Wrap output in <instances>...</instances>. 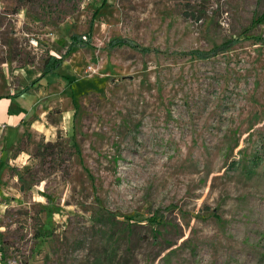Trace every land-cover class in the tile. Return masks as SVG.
Here are the masks:
<instances>
[{
    "label": "rangeland",
    "instance_id": "374dc122",
    "mask_svg": "<svg viewBox=\"0 0 264 264\" xmlns=\"http://www.w3.org/2000/svg\"><path fill=\"white\" fill-rule=\"evenodd\" d=\"M103 2L0 0V95L70 49L0 136L2 262L91 264L111 214L125 264H264V0Z\"/></svg>",
    "mask_w": 264,
    "mask_h": 264
},
{
    "label": "trees",
    "instance_id": "16d2710c",
    "mask_svg": "<svg viewBox=\"0 0 264 264\" xmlns=\"http://www.w3.org/2000/svg\"><path fill=\"white\" fill-rule=\"evenodd\" d=\"M107 0L98 7L96 12H99L101 8L106 4ZM83 38L87 40L88 36L79 37L76 35L71 36V46L75 47H88L87 42H83ZM118 44H125V41H118ZM234 42H226L219 49H216L213 53H201L199 51L191 52V55L199 59H207L210 56H214L216 51L227 50L233 45ZM142 52L146 53L148 50L143 49ZM70 49L68 48L61 56L55 57L50 56L44 63V66L41 70L40 77L32 83V85L37 84L43 80L49 74H55L62 66L65 58L68 56ZM99 223L101 224L103 231L102 238L105 241L104 247L102 250L95 254L92 258L91 264H125L122 262L125 257L119 255V242L124 240L128 242L129 237L131 236V231L128 227H120V222L111 214L103 215L99 218Z\"/></svg>",
    "mask_w": 264,
    "mask_h": 264
},
{
    "label": "crops",
    "instance_id": "0c3cea01",
    "mask_svg": "<svg viewBox=\"0 0 264 264\" xmlns=\"http://www.w3.org/2000/svg\"><path fill=\"white\" fill-rule=\"evenodd\" d=\"M54 76L55 74H49L37 84L32 85L40 76L37 77L31 82V88L25 92L22 91L23 87L19 90L11 87L5 89V94L0 95V136L4 132H12L22 127L25 117L40 103L44 87L51 86L50 80Z\"/></svg>",
    "mask_w": 264,
    "mask_h": 264
},
{
    "label": "built area",
    "instance_id": "2783aa9c",
    "mask_svg": "<svg viewBox=\"0 0 264 264\" xmlns=\"http://www.w3.org/2000/svg\"><path fill=\"white\" fill-rule=\"evenodd\" d=\"M4 128V127H3ZM1 255V254H0ZM0 264H4L3 262H2V260H1V257H0Z\"/></svg>",
    "mask_w": 264,
    "mask_h": 264
}]
</instances>
